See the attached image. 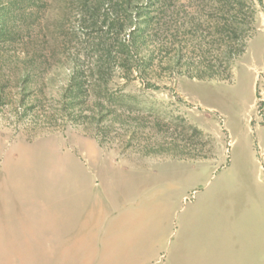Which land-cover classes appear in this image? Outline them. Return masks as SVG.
Instances as JSON below:
<instances>
[{"label": "rangeland", "instance_id": "obj_1", "mask_svg": "<svg viewBox=\"0 0 264 264\" xmlns=\"http://www.w3.org/2000/svg\"><path fill=\"white\" fill-rule=\"evenodd\" d=\"M133 2L16 34L44 63L0 99V264H264V0Z\"/></svg>", "mask_w": 264, "mask_h": 264}, {"label": "trees", "instance_id": "obj_2", "mask_svg": "<svg viewBox=\"0 0 264 264\" xmlns=\"http://www.w3.org/2000/svg\"><path fill=\"white\" fill-rule=\"evenodd\" d=\"M41 0H7V7L12 8L17 11L14 16L9 17L8 20L3 18L0 21V99L5 96V88L7 84L12 83L13 88L15 86H20L21 91L19 93V101L24 103V94L29 91L28 83L32 80L33 77L36 78V71L39 70L43 61L36 55V53L25 51L23 54H10L9 51L13 49L16 34L19 32L25 31L26 33L31 34L36 31V27L33 25V15L35 9H37V2ZM69 2L70 0H63ZM78 5L83 7L85 14H88L89 9H92V14L99 12L101 7L105 4H109L111 11L109 18L112 19L111 22L114 24H120L119 28H123L124 23V14L123 12H128L132 9L133 0H74ZM226 5H229L228 10L235 9V16L240 20L244 16L242 13V0H226ZM30 9L28 14L22 12L25 9ZM122 11V14H121ZM20 22V24L18 23ZM97 21V19H96ZM130 28V26H129ZM140 34H137L139 30H131L129 33L130 43L133 47L137 44L138 37L142 36V31ZM118 31H121L119 29ZM237 31V30H236ZM118 34V32L116 31ZM125 40V38H124ZM108 53H110V47H106ZM76 67L75 64L73 68ZM223 72V71H221ZM219 72L216 77H223L224 73ZM211 76H214L213 72L209 73ZM72 77L70 78L69 86L72 89L81 92L84 90V79L83 72L78 68L75 71H72ZM208 75L202 74L200 76ZM16 93V95H17Z\"/></svg>", "mask_w": 264, "mask_h": 264}]
</instances>
